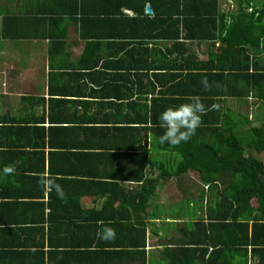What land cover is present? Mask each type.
Instances as JSON below:
<instances>
[{"label": "crops", "instance_id": "obj_1", "mask_svg": "<svg viewBox=\"0 0 264 264\" xmlns=\"http://www.w3.org/2000/svg\"><path fill=\"white\" fill-rule=\"evenodd\" d=\"M172 2L0 0V167H16L0 176V264H187L189 253L175 247L189 236L185 222L201 215L194 199L206 202L205 185L192 172L161 180L144 208L141 181L157 170L134 156L144 146L170 164L155 133L137 129L143 104L180 103L202 86L165 70L175 42L160 33ZM205 50L202 42L194 52ZM222 103L249 116L252 104L261 108L252 96ZM254 117L259 124L264 114ZM48 174L64 199L48 202L40 183ZM184 199L192 206L181 214L164 208ZM140 220L144 235L133 226ZM103 226L115 237L99 238ZM220 255L215 264L228 261Z\"/></svg>", "mask_w": 264, "mask_h": 264}, {"label": "trees", "instance_id": "obj_2", "mask_svg": "<svg viewBox=\"0 0 264 264\" xmlns=\"http://www.w3.org/2000/svg\"><path fill=\"white\" fill-rule=\"evenodd\" d=\"M171 4V26L160 33L175 42L167 49L165 70L185 72L189 81L206 79L208 86L188 90L180 103L142 105L144 125L137 129L155 133L156 150L172 155L167 164L149 159L144 146L134 154L139 163L157 170L153 178L141 181L148 192L138 195L145 208L159 181L187 172L196 174L208 198L201 203V215L185 222L183 228L189 236L175 248L189 253L187 264H215L218 259L214 258L220 254L219 258L229 256L223 264H231L232 259L233 264H247L253 257L260 264L264 253V120L252 125L247 115L228 109L224 112L226 103L222 102L229 97L252 96L264 107V0H174ZM202 42L206 44L204 58L194 52ZM184 50L186 55L181 54L180 60L173 58ZM192 96H199L209 109L196 134L178 146L159 143L163 129L157 126L158 115ZM55 196L49 192L48 202ZM133 226L144 235V220ZM142 244L144 248V241Z\"/></svg>", "mask_w": 264, "mask_h": 264}, {"label": "clouds", "instance_id": "obj_3", "mask_svg": "<svg viewBox=\"0 0 264 264\" xmlns=\"http://www.w3.org/2000/svg\"><path fill=\"white\" fill-rule=\"evenodd\" d=\"M204 87L208 86L207 80L201 81ZM199 96H192L188 102L175 106L166 107L159 115L157 126L163 129L159 143L178 146L182 142L189 141L195 134L197 128L202 125V117L208 111ZM151 123V121H149ZM16 171L15 164L0 167V176L13 175ZM41 185L50 192H55L59 199H64V191L52 174L40 177ZM101 239L115 237V230L103 226L98 231Z\"/></svg>", "mask_w": 264, "mask_h": 264}, {"label": "rangeland", "instance_id": "obj_4", "mask_svg": "<svg viewBox=\"0 0 264 264\" xmlns=\"http://www.w3.org/2000/svg\"><path fill=\"white\" fill-rule=\"evenodd\" d=\"M252 107H253V109H252V116H249V115H247V116H248V118L252 119L251 121L255 122L252 125H257L258 122H259V120H258V117H254V115H257V116L263 115L264 114V107L260 108L259 111H256L258 109L257 105H253L252 104ZM226 109H228L231 112H233L230 108L227 107V105H223L222 106V110L224 112H226ZM246 126L247 125H243V129L246 128ZM200 184L203 185L201 182H200ZM194 202H195L196 205L201 206V202H199V200L197 201V199H194ZM254 204H256V202H254ZM191 206H192V204L191 205L188 204V201L186 199H184L180 204H179V202L174 204V203H170L169 201H167L166 202V205L164 206V208L168 209L172 214H176V213H180L181 214L182 211L184 210V207H188V209H190ZM255 262L257 264V260Z\"/></svg>", "mask_w": 264, "mask_h": 264}, {"label": "water", "instance_id": "obj_5", "mask_svg": "<svg viewBox=\"0 0 264 264\" xmlns=\"http://www.w3.org/2000/svg\"><path fill=\"white\" fill-rule=\"evenodd\" d=\"M146 11H147L148 13H151V9L149 8V6H146Z\"/></svg>", "mask_w": 264, "mask_h": 264}]
</instances>
